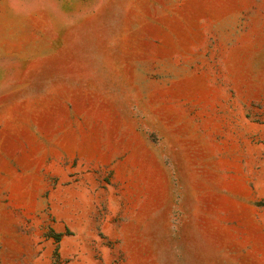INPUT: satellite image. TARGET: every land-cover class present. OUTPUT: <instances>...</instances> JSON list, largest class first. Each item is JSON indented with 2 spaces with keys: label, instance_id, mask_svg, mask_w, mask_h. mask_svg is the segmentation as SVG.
<instances>
[{
  "label": "rangeland",
  "instance_id": "374dc122",
  "mask_svg": "<svg viewBox=\"0 0 264 264\" xmlns=\"http://www.w3.org/2000/svg\"><path fill=\"white\" fill-rule=\"evenodd\" d=\"M0 264H264V0H0Z\"/></svg>",
  "mask_w": 264,
  "mask_h": 264
},
{
  "label": "trees",
  "instance_id": "16d2710c",
  "mask_svg": "<svg viewBox=\"0 0 264 264\" xmlns=\"http://www.w3.org/2000/svg\"><path fill=\"white\" fill-rule=\"evenodd\" d=\"M56 242H59L60 238H61V235H51Z\"/></svg>",
  "mask_w": 264,
  "mask_h": 264
}]
</instances>
